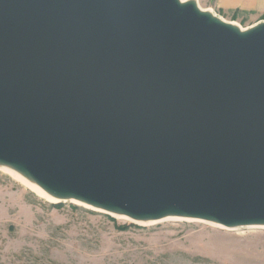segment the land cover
<instances>
[{
    "label": "water",
    "instance_id": "95a60500",
    "mask_svg": "<svg viewBox=\"0 0 264 264\" xmlns=\"http://www.w3.org/2000/svg\"><path fill=\"white\" fill-rule=\"evenodd\" d=\"M2 166L133 223L264 228V21L195 0H0Z\"/></svg>",
    "mask_w": 264,
    "mask_h": 264
},
{
    "label": "rangeland",
    "instance_id": "374dc122",
    "mask_svg": "<svg viewBox=\"0 0 264 264\" xmlns=\"http://www.w3.org/2000/svg\"><path fill=\"white\" fill-rule=\"evenodd\" d=\"M197 1L243 29L253 25L250 15ZM0 264H264V228L188 220L140 225L48 203L0 170Z\"/></svg>",
    "mask_w": 264,
    "mask_h": 264
},
{
    "label": "bare ground",
    "instance_id": "6f19581e",
    "mask_svg": "<svg viewBox=\"0 0 264 264\" xmlns=\"http://www.w3.org/2000/svg\"><path fill=\"white\" fill-rule=\"evenodd\" d=\"M182 1H185V0H182ZM196 3H197V6L199 7L200 10L204 11V12H209L211 14H213L214 16L216 17H219L217 16L211 8H208V9H203L199 2L197 0H195ZM221 18V17H219ZM222 19V18H221ZM225 21V20H224ZM233 25H236L238 27H240L236 22H232ZM251 27V26H250ZM250 27L248 28H244V29H249ZM241 28V27H240ZM243 29V28H241ZM0 170H2L4 173H6L7 175H9L13 180H15L16 182H18L19 184H21L22 186H24L26 189H28L29 191H31L32 193H34L36 196H38L39 198L43 199L44 201L48 202V203H51V204H58L59 203V200H56L55 198H52L50 195H48L46 192H44L42 189H40L35 183H33L31 180H28L27 178H25L24 176H22L21 174L17 173L16 171H14L13 169L9 168V167H5V166H2L0 167ZM71 204H74V205H77V206H80V207H84L86 209H89L91 211H95V212H99V213H102L101 211L99 210H96V209H93L91 207H88L84 204H81V203H78V202H74L71 203ZM104 214V213H102ZM111 215V217H114L116 219H119V220H128L127 218H124L122 216H118V215H112V214H109V216ZM166 220H188V221H197V220H193V219H184V218H180V217H168V218H164L162 220H159V221H149V222H136L137 224H140V225H149V224H157V223H160V222H163V221H166ZM131 221V220H130ZM197 222H204V221H197ZM204 223H208L214 227H217V228H223L217 224H214V223H210V222H204ZM248 228H253V227H248ZM224 229V228H223Z\"/></svg>",
    "mask_w": 264,
    "mask_h": 264
},
{
    "label": "crops",
    "instance_id": "0c3cea01",
    "mask_svg": "<svg viewBox=\"0 0 264 264\" xmlns=\"http://www.w3.org/2000/svg\"><path fill=\"white\" fill-rule=\"evenodd\" d=\"M210 3L224 14L240 12L250 15L254 19L253 25L264 21V0H211Z\"/></svg>",
    "mask_w": 264,
    "mask_h": 264
},
{
    "label": "trees",
    "instance_id": "16d2710c",
    "mask_svg": "<svg viewBox=\"0 0 264 264\" xmlns=\"http://www.w3.org/2000/svg\"><path fill=\"white\" fill-rule=\"evenodd\" d=\"M235 13H238V12H234V14H235Z\"/></svg>",
    "mask_w": 264,
    "mask_h": 264
}]
</instances>
